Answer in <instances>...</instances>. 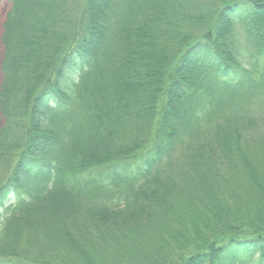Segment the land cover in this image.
<instances>
[{"label":"trees","instance_id":"1","mask_svg":"<svg viewBox=\"0 0 264 264\" xmlns=\"http://www.w3.org/2000/svg\"><path fill=\"white\" fill-rule=\"evenodd\" d=\"M7 1L0 264H264V0Z\"/></svg>","mask_w":264,"mask_h":264},{"label":"rangeland","instance_id":"2","mask_svg":"<svg viewBox=\"0 0 264 264\" xmlns=\"http://www.w3.org/2000/svg\"><path fill=\"white\" fill-rule=\"evenodd\" d=\"M8 9H9V2L7 0H0V82L2 79L1 61L3 59V49H4L2 41H1V36L3 33V24L5 21V17H6V13H7ZM240 37L242 39L244 36L240 35ZM3 120H4V117L0 111V127L2 126V124L4 122ZM141 148L144 149V146H142Z\"/></svg>","mask_w":264,"mask_h":264}]
</instances>
